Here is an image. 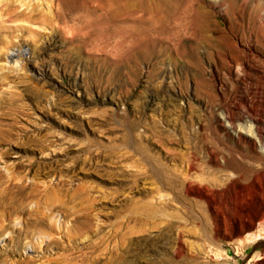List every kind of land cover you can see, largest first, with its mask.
<instances>
[{"label":"rangeland","instance_id":"374dc122","mask_svg":"<svg viewBox=\"0 0 264 264\" xmlns=\"http://www.w3.org/2000/svg\"><path fill=\"white\" fill-rule=\"evenodd\" d=\"M51 3L0 0V264H264V0Z\"/></svg>","mask_w":264,"mask_h":264},{"label":"bare ground","instance_id":"6f19581e","mask_svg":"<svg viewBox=\"0 0 264 264\" xmlns=\"http://www.w3.org/2000/svg\"><path fill=\"white\" fill-rule=\"evenodd\" d=\"M52 2V0H48V3L49 4H52L51 3ZM57 6V5H56ZM35 11V9H32V11L31 12H34ZM28 18V17H27ZM0 28H2V27H0ZM19 28H21V27H18L17 29H19ZM16 29V30H17ZM22 29H23V27H22ZM8 44V43H7ZM249 59V58H248ZM254 113V112H253ZM254 115H259L258 113H255ZM261 118V117H260ZM262 119V118H261ZM257 120H259V118L257 119ZM259 123V122H258ZM258 129H257V131H259V127H257ZM259 135V134H258ZM263 149H264V146H263ZM234 154V153H233ZM214 155V154H213ZM214 159H215V155H214V157H213ZM225 166L226 167H230V168H232V169H237V170H239V171H241L242 169H243V163L240 161V160H238V159H235L234 158V155L232 156V154H230V156L225 160ZM244 170V169H243ZM243 172V171H242ZM239 174H241V173H239ZM247 173H243V175H246ZM1 203V202H0Z\"/></svg>","mask_w":264,"mask_h":264}]
</instances>
